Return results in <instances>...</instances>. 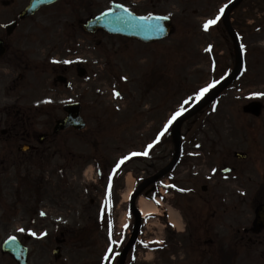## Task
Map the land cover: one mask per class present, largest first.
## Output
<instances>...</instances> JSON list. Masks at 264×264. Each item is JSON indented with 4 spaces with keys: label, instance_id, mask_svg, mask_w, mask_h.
Wrapping results in <instances>:
<instances>
[{
    "label": "rangeland",
    "instance_id": "obj_1",
    "mask_svg": "<svg viewBox=\"0 0 264 264\" xmlns=\"http://www.w3.org/2000/svg\"><path fill=\"white\" fill-rule=\"evenodd\" d=\"M207 1L209 4L204 11L205 14L195 18V22L191 24V27L183 29L177 27V23L180 21L179 14L182 13L174 12L175 7L161 8V12L169 15L172 13L174 17H177L175 18V28H177L171 37L157 45L159 52L155 50L156 47H145L142 51L133 44H126L125 46L128 49V52L125 51V55L130 61L140 59V65L144 66L145 72H150L156 68L154 72L160 80V86L166 85L165 91L160 92V105L157 104V109L153 111L151 109L144 116V125L140 129H146L145 140L151 138L154 132L164 127L165 123V127H167L169 121H172V117L177 112L181 113L184 109L193 106L205 92H202L203 89H210L213 86L212 84L223 78L235 67L237 53L231 41H226V39L224 41L220 35L212 32L215 30H210L208 31L209 34L203 35L199 30L196 31V26L194 28L195 24L199 27L200 23L202 27L204 20L210 19L216 12L218 13L221 10L219 6L222 3L227 5L228 2V0ZM193 9L196 10L195 5L188 7L186 9L187 14L191 16L201 14L199 12L193 13ZM218 16L220 15H215V18ZM215 18L212 20H215ZM230 18L237 25L236 32L242 47L243 66L241 73L217 101L210 106H206L195 117L190 118L181 125L180 135H182L183 157L167 180L170 181L172 178V182L177 183L183 190H190L189 188L195 186L198 191H200L202 185L213 187V184L216 183H220L224 189L227 183L231 184L236 180V193L240 197L239 207L241 209L238 225L241 228L249 229L253 204L259 198L258 195L256 198L255 194L256 192L264 193V7L262 0H244L236 8V11L231 13ZM107 38V36L96 34L77 41L63 39V46L59 51L48 54L42 62L33 63L37 65H33L31 70L23 72L25 76L22 74L21 80H14L15 74H21V71L11 72L5 68L0 70L1 119L8 118L7 112H11V115H13V110L19 112L21 110L31 118H37L44 114L47 109H50L52 114L56 113L60 116L62 114L60 108L71 100L83 101L85 105L83 114H85L89 111L93 96L100 97L102 95L105 100L107 96L111 95L110 88L105 85V80L108 79L105 50L109 46V39ZM76 45L80 48L77 52L79 59L68 60L74 55ZM206 46L209 50L205 48ZM212 47L214 50H211ZM132 50L133 54L130 56ZM142 52L144 54H141ZM109 58L111 59L110 55L108 61ZM171 60L175 61V66L170 67L168 65ZM64 61H68V63H64ZM130 61L128 62L130 63ZM75 62L82 63L80 67L88 72L86 75L89 76V81L78 80L76 66L72 65ZM43 63L47 64L44 65ZM110 63H112L111 60ZM155 63L160 65L158 66ZM154 65L156 66L154 67ZM58 69H60V72ZM63 69L66 71L64 74L70 85L67 91L62 85L53 82L54 75L61 73ZM129 69L131 70V68ZM119 70L124 80L134 79L136 81L138 74H140V71H129L124 67H119ZM11 81H14V83L11 84ZM95 81H102V83ZM144 82L146 85L152 86V76L145 79ZM128 87L134 89L136 84L128 85ZM169 87L173 88L174 94H172ZM149 93L152 94V89ZM99 97L97 100L101 101L102 99ZM14 101L30 104L16 103L12 105ZM149 101L150 96L146 92L142 96L141 103L144 106ZM255 101L262 107L260 116L255 118L243 114L242 108ZM153 105L154 102L152 101ZM4 107L11 109L5 111ZM96 110L98 109L96 108ZM2 111L3 113H1ZM104 117V115L100 116L102 128L105 126ZM10 119L11 122H14L13 118ZM36 121H39V119ZM134 121L136 122V119ZM109 134L110 131L107 136ZM116 135H118V132L113 137H116ZM113 137H108L103 145L107 147L109 143L107 141H110ZM122 138L124 139L123 142L118 143L115 141L109 145L110 155H113V152L118 148L123 149L113 159L122 156L132 148L136 149L135 147L125 149L128 146L129 137L123 135ZM0 150L1 154L6 152L9 155L5 156L4 160L13 159V156H16L17 160H23L20 165L7 164L0 166V245L2 241L10 236L23 240L28 235L35 234V232L39 233L38 231L44 229L42 230L44 231L43 240L37 241L41 251L40 248H34L35 253L30 258V264L51 263L55 261L51 255L52 250L55 248V238H59L60 231H64L65 235L68 231L70 234L68 236L69 240L76 242V244L70 243L61 248L62 254L59 264H75L79 259L85 261L91 258H95L92 264H98L100 262V252L105 247L104 233L97 228L95 229L97 234L92 235L90 233L89 236V228L86 223L88 221L86 216L94 215L95 208L100 207L105 200V197L103 198L101 194L102 183L100 187L92 184L94 182L91 181V178L96 180L94 168L91 167L85 175H82L81 167H73L70 171H68V168H61L59 172L50 169L52 172L46 173L42 172L40 168L27 166L28 155L27 157H25V154L14 155L16 147L12 149L10 154L9 147L1 143ZM236 153L246 156V159H236L237 157L234 156ZM173 154V146L166 136L161 141L159 153L155 158L152 159V156H150L151 160L148 162H143L140 165H130V163L121 169L120 177L116 180L115 192H113L115 200L113 220L117 228L113 237L115 241L125 245L132 230L133 221L130 219L129 203L124 202L127 200V197L125 199V193L128 189L126 177L130 175L133 182L146 178L157 170L160 171L166 167ZM105 158L110 159L106 153ZM99 164L104 172L108 170L109 162L107 160L104 159ZM223 170H230V173L222 175L220 172ZM209 171H215L216 173L211 175ZM37 176H40L41 179L44 177L45 180L36 182L35 178ZM65 180L71 184L73 194L70 189L61 191L59 195L54 194L53 198H51V195L42 194L46 206L43 207L39 203L38 208H46L44 210L47 212V220L45 224L41 223L40 227L36 223L32 224L29 218L34 217L37 219L38 216L29 215L26 211L27 206L31 204L29 197H32L28 192L27 181L30 182L33 188L39 189L38 197L41 198L42 190L47 189L43 187L44 185L47 186L46 183L51 187L52 184L56 186L58 182L61 183ZM85 187L87 192L84 191ZM32 192L33 190L30 191V193ZM163 193H165L164 197L166 198L165 206L172 208L176 215L179 214L181 208L186 210L184 207L186 198L179 195H170L169 190H165ZM174 197L177 202L174 201ZM181 198L184 200L181 201ZM138 200H136L135 207H138ZM89 201L91 203L94 201V204L90 205ZM68 206L70 207L66 208ZM70 208L73 210L70 212L64 211ZM160 211L162 210L160 209ZM166 211L168 214L166 220H168L171 211L170 213L168 209ZM163 215H166V213H163ZM145 219L147 220L146 228L142 229L144 231L139 243L143 242V239L146 242L138 245L135 255H132L134 260L129 259L126 263L182 264L177 259L175 262H168L167 259L154 253L157 244L153 242V239L162 233L159 232L160 229L157 230L159 227L155 216L146 217ZM61 221L64 223L61 224ZM159 221L162 225H165L161 217ZM175 226L177 229H182L179 224ZM161 231L163 232L164 229L162 228ZM87 236L91 238L90 243L87 242L83 246L82 243L86 239L82 243L79 240H83ZM177 251L180 252V255H183L180 248ZM118 252L116 251V254L114 252V264L117 263ZM0 264H14V262L8 256L0 254Z\"/></svg>",
    "mask_w": 264,
    "mask_h": 264
},
{
    "label": "flooded vegetation",
    "instance_id": "obj_2",
    "mask_svg": "<svg viewBox=\"0 0 264 264\" xmlns=\"http://www.w3.org/2000/svg\"><path fill=\"white\" fill-rule=\"evenodd\" d=\"M29 2L30 0H0V70L5 68L11 72L21 71V74L17 75L19 80L22 79L23 72L29 70L33 65L31 64L33 59H30L32 53L29 52V48H43L46 40L61 39L65 29H68V25L74 29L73 32L71 31L72 34H82V24L96 15L100 9H106L113 2L125 6L138 16H168L171 24L169 37L175 33L177 27L179 29L191 27V24L195 22V18L205 14L204 11L209 4L207 0H58L50 5L41 6L29 16H24ZM192 5L196 7V10L193 9V13L199 12L201 14L188 15L186 9ZM162 7H175L173 9L174 12L182 13L179 14L180 21L177 23L176 28L175 18L177 17H174L172 13L168 15L161 12ZM204 21L202 22V27L200 23L199 27L195 24L194 28L196 26V31L199 30L203 35H206L210 27L205 30ZM232 22L236 29L234 20ZM214 30L212 32L220 35L225 41V30L221 22ZM161 42L144 44L136 40L122 39L119 42L122 46L120 50L112 45L109 47L111 66H114L115 55L119 53L122 54L125 61H130L125 55V51L128 52L125 47L126 44H133L142 51H144L145 47H156L155 50L159 52L157 45ZM132 54L133 50L130 55ZM129 64L138 67L139 62L133 59ZM175 64V61L171 60L168 65L171 67L175 66ZM13 83L14 81H11V84ZM111 83L118 84V80L114 79ZM144 85V82L141 81L138 84V89L134 90L129 89L128 85L123 83L119 86L121 90L116 91V93H119L118 96H107V101L104 105L98 107L96 103L99 104V102L94 103L90 107V110L92 108L93 111L85 113L86 127L83 131H75L68 128L57 133L54 132L53 128L56 120L65 116L61 108L62 114L60 116L56 113L52 114V111L47 109L44 114L37 118H31L20 109V112L13 110V115H11V112H7L8 118L1 119L0 117V144H6L10 149V154L12 149L16 147L14 155L25 154V157L28 155V165L40 167L42 172L51 173L50 169H55L56 172H59L61 168H68V171H70L73 167L83 168L87 166L98 169L96 186L100 187L102 183V193H111L113 204H115L113 192H115L116 180H118L121 173L120 169H116L118 160L116 157L113 159V157L123 149L118 148L113 152V155H110L109 145L115 141L118 143L123 142L122 136L128 135V146L125 149L136 148H132L126 153H138L139 157L127 162L121 169L130 163V165H140L143 162H148L159 153L160 144H157L151 153L148 152L144 155L146 144L153 140V136L145 140L146 129H140V127L144 125L145 114L149 113L151 109L152 111L157 109V104L160 105V92L165 91L166 85L160 86L157 74L153 80V85H148L149 88L146 91ZM151 89L152 94L149 93ZM170 91L174 94L173 88H170ZM145 92H148L150 101L143 106L141 99ZM152 101L154 102L153 106ZM16 103L21 102L14 101L12 105ZM7 109L11 108L6 107L5 111ZM36 111L38 110L36 109ZM103 114L105 115L103 121L105 126L102 128L99 117ZM10 118H13L14 122H11ZM37 119L39 121H36ZM134 119H136V122ZM109 131L110 134L107 136ZM117 132L118 135L113 137ZM108 137L113 138L107 141L109 143L106 147L103 144ZM22 144L29 147L28 151L19 150ZM105 153L110 158L109 160L105 158ZM5 156L9 155L6 152L1 154L0 150V166L7 164L20 165L23 162V160H17L16 156H13L14 160L11 158L4 160ZM150 156L152 157L150 158ZM104 159L109 162L106 172L100 168L99 164ZM144 179L142 178V180ZM46 184L47 186L44 185L43 187L51 188L53 193L58 195L61 191L67 189H70L73 194L71 184L67 180L61 183L58 182L56 186L52 184L51 187L48 183ZM161 186H168L167 189L170 191V195H179L182 198H186V200L181 198V201L184 200L185 202L184 207L186 210L182 208L181 211L179 210V214L185 222V229L184 235H182L184 239H178L167 230L166 222L168 220L166 218L168 214L166 210L168 209L170 213L172 208L165 206L166 198L161 199L160 206L162 211L160 217L165 222V225H160L164 229L163 232L161 231L162 229L159 230L162 236H156L158 238L156 241L160 245L156 250L157 256L167 260L172 259L173 261L176 259L182 260L181 263L185 264H264V228L255 230L250 226L249 229H244L238 225L241 209L239 207L240 197L236 193L235 180L231 184L227 183L224 189L220 183H216L213 184V187L202 185L200 191L193 186L189 188L190 190L181 194H178L176 190L177 183L169 181L167 184H163L160 180L156 184H150L145 187L141 194L147 199H154L153 196H165V193H162L163 188ZM149 190L151 191L146 194ZM84 191L87 192L86 187ZM38 201L43 207L46 206L43 195L40 200H36V202ZM174 201L177 202L175 197ZM261 203H264V201ZM89 204H94V201L92 203L89 201ZM258 204L260 202L254 203L252 215H250L251 223L255 218V209ZM42 208L41 210L45 211L44 209L46 208ZM32 210H34V207H30L29 211ZM72 210L70 208L64 211L70 212ZM163 213H166V215H163ZM40 214L43 216L42 213ZM86 217L89 218V216ZM89 219L91 223L88 228L91 231L97 228L95 227L96 221L101 219L98 229L100 232L105 231L107 233L108 230L102 221L103 218L93 215ZM104 240L105 245L112 244V240L109 237H104ZM178 247L182 248L183 255H180V252L176 250ZM32 252L33 248L28 249V259Z\"/></svg>",
    "mask_w": 264,
    "mask_h": 264
},
{
    "label": "water",
    "instance_id": "obj_3",
    "mask_svg": "<svg viewBox=\"0 0 264 264\" xmlns=\"http://www.w3.org/2000/svg\"><path fill=\"white\" fill-rule=\"evenodd\" d=\"M51 1L53 0H36L35 1L36 3L31 6V10H34L37 6H39L42 3L47 4L50 3ZM241 1L242 0H236L229 7L224 19L225 25L228 30V34L233 40L236 49L238 51V60L235 70L216 88L212 89L211 92L207 94L195 107H193L190 111H188L179 119H177L171 130L172 139L176 145V156L171 162V164L161 174L150 179L149 182L155 181L160 176H163L176 164L180 154V140H179L180 125L186 119H188L193 114L198 112L201 108L212 102L233 81V79L239 73L241 67V54L239 52L237 40L230 26L228 25L227 15L229 11L235 6H237ZM85 28L89 32H94L98 29H101L108 33L120 34L127 36L129 38H136L144 42L163 38L166 36L168 32L166 21H164L163 19H157V17H152V19H144V18L142 19L118 6H113L111 11L104 12L101 15H98L96 18L89 21L85 25ZM242 111L246 114H250L252 116L258 117L261 112V105L258 102H252L244 106L242 108ZM65 112L67 113V116L65 119L58 121L56 123L55 132L58 130H63L67 127H73L75 129L83 128L84 124L82 123L81 118L79 117V106L77 104L68 105L65 109ZM236 157L239 159H243L244 155H240L236 153ZM263 209L264 207H259L257 213V219L254 222V227L257 230H259V228L263 226L262 225V221L264 218ZM134 215L136 217V225L132 235V239L130 240L129 244L125 247L123 253L121 254L119 264H123L124 257L132 247L136 237L137 228H138V217L136 213H134ZM58 251L59 250L57 249L53 252L56 258L59 257ZM1 252L13 256L19 264H26V251L15 239L6 240L1 247Z\"/></svg>",
    "mask_w": 264,
    "mask_h": 264
},
{
    "label": "bare ground",
    "instance_id": "obj_4",
    "mask_svg": "<svg viewBox=\"0 0 264 264\" xmlns=\"http://www.w3.org/2000/svg\"><path fill=\"white\" fill-rule=\"evenodd\" d=\"M218 24H219V22H218ZM218 24H217V25H218ZM210 92H211V91H210ZM210 92H209V93H210ZM209 93H208V94H209ZM132 182H133L132 177H131L130 175H128V176L126 177V186H127L128 189H127V191H126V193H125V199H126V197H128L129 193H130L131 190H132ZM138 206H139V211H140L141 215H143V216L153 215V214H155V213L157 212L156 207H154V205H152V204H150V203L144 201L143 198H141V199L139 200V202H138ZM172 220L175 221V222L177 223L175 217H173Z\"/></svg>",
    "mask_w": 264,
    "mask_h": 264
},
{
    "label": "snow or ice",
    "instance_id": "obj_5",
    "mask_svg": "<svg viewBox=\"0 0 264 264\" xmlns=\"http://www.w3.org/2000/svg\"><path fill=\"white\" fill-rule=\"evenodd\" d=\"M221 13L224 11V9L223 8H221ZM143 19V18H142ZM148 19H152V17H148ZM157 19H167V17H163V18H157ZM216 23V20H208L205 24H204V28H205V30H207L211 25H214ZM64 63H68V61H64ZM204 91H207V89H203L202 90V92H204ZM114 95H116V96H118L119 95V93H114ZM178 115H180V113L179 112H177L173 117H172V119L174 120L175 118H176V116H178ZM169 123H171V121H169ZM163 134V133H162ZM161 134V135H162ZM148 147L149 148H151L152 147V145H148ZM147 153L145 152L144 153V155H146ZM133 155H139L138 153H133ZM122 162V161H121ZM21 231H23V230H21ZM109 251H111V249H109ZM106 260L108 259V256L107 255H105V257H104Z\"/></svg>",
    "mask_w": 264,
    "mask_h": 264
}]
</instances>
